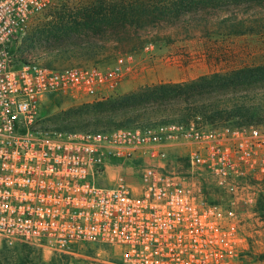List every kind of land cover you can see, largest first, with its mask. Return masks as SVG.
<instances>
[{
	"label": "built area",
	"instance_id": "built-area-1",
	"mask_svg": "<svg viewBox=\"0 0 264 264\" xmlns=\"http://www.w3.org/2000/svg\"><path fill=\"white\" fill-rule=\"evenodd\" d=\"M62 1L0 0V242L98 262L252 264L241 216L211 202L203 184L254 204L264 193V128L43 126V98L103 100L136 71L134 53L56 66L20 47L30 21ZM171 157L186 169L171 168Z\"/></svg>",
	"mask_w": 264,
	"mask_h": 264
},
{
	"label": "rangeland",
	"instance_id": "rangeland-1",
	"mask_svg": "<svg viewBox=\"0 0 264 264\" xmlns=\"http://www.w3.org/2000/svg\"><path fill=\"white\" fill-rule=\"evenodd\" d=\"M117 0H64L50 7L47 11L33 18L27 28L26 34L21 39V45L25 51L34 52L45 62L51 60L56 66H67L79 63L111 64L119 55L134 53L136 71L127 77L123 83L112 89L111 96L134 90L140 86L161 82H182L197 78L204 74L214 72H231L244 67H256L264 65V32L239 36H228L213 29L184 26L160 27V23H151L143 31L145 43L133 39L118 40L115 34L101 33L92 35V31L83 28L79 34L72 33L70 29L78 26L81 28L86 21L100 20L103 16L110 17L108 7L102 8V4H109ZM131 8V12L142 9H153L157 5L170 4L172 0H124ZM134 9V10H133ZM187 13H182L177 23L182 25V18ZM136 17V16H135ZM178 20V19H177ZM133 31L134 28H131ZM211 31V32H210ZM89 40L97 42L100 46L88 57L79 51L53 53L51 49L60 48V44H69L75 40ZM20 44V43H19ZM120 46V48H117ZM61 49V48H60ZM132 50L130 52L129 50ZM65 54H68L66 56ZM136 75V76H135ZM135 76V77H134ZM90 99L76 100L70 96L54 95L43 98L39 111L40 123L43 126H58L64 120L62 118L71 113L72 109L88 102ZM92 102V101H91ZM259 100H250V104H257ZM194 122V121H192ZM196 123V122H194ZM202 123V122H201ZM197 124V123H196ZM264 128V119L259 123ZM85 126L91 128L90 124ZM171 164V168L183 171L187 167L185 159L167 158L164 160ZM150 160L139 158L135 164H146ZM135 165L127 169L133 178ZM123 168H110L113 175ZM106 183V182H103ZM204 192L209 200L223 203L225 208L239 214L243 224L252 236L248 259L252 264H264V212L258 207V199L254 204H245L232 199L226 191H221L212 184H203ZM3 244L0 242V249ZM13 250L14 260L19 263L24 258L23 250H31V256L24 259L25 264H45L43 254L27 245L8 247ZM41 258V259H39ZM49 264H121L118 256H114L108 262H98L92 258L84 257H53Z\"/></svg>",
	"mask_w": 264,
	"mask_h": 264
},
{
	"label": "trees",
	"instance_id": "trees-1",
	"mask_svg": "<svg viewBox=\"0 0 264 264\" xmlns=\"http://www.w3.org/2000/svg\"><path fill=\"white\" fill-rule=\"evenodd\" d=\"M105 7H108L110 17L86 21L81 28L76 26L70 29L72 33L79 34L85 27L92 31V35L108 32L115 34L121 42L133 39L142 47L145 43L142 31L155 22L160 23V27L184 26L188 30L202 27L207 32L213 29L228 36L264 32V0H172L170 4L162 3L153 9H142V13L131 12L133 7H128L124 0L102 4V8ZM182 13L187 14L182 18L181 25L177 22ZM99 46L97 42L77 39L69 44H60L61 49L57 47L51 51L55 54L79 51L90 57ZM129 51L132 52L131 49ZM46 63L54 65L51 60ZM254 99L259 102L250 104L249 101ZM263 119L264 65H261L204 74L182 82L140 86L103 100L81 104L62 118V124L45 127L66 131H98L192 121L203 125L242 126L260 125ZM86 124L93 127L89 128ZM258 206L264 212V194L260 195ZM13 253L8 246L3 245L0 249V264H25L24 259L31 256L30 249L23 250L24 259L17 263Z\"/></svg>",
	"mask_w": 264,
	"mask_h": 264
},
{
	"label": "crops",
	"instance_id": "crops-1",
	"mask_svg": "<svg viewBox=\"0 0 264 264\" xmlns=\"http://www.w3.org/2000/svg\"><path fill=\"white\" fill-rule=\"evenodd\" d=\"M136 60H137V57H136ZM43 260L45 261V264H49L53 260V256H52V253H51L50 249H45L44 250V252H43Z\"/></svg>",
	"mask_w": 264,
	"mask_h": 264
}]
</instances>
